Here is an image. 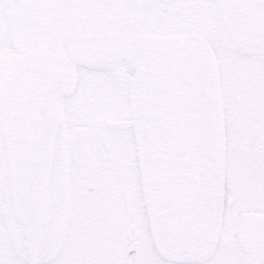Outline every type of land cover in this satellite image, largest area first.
Returning a JSON list of instances; mask_svg holds the SVG:
<instances>
[{
	"label": "water",
	"instance_id": "1",
	"mask_svg": "<svg viewBox=\"0 0 264 264\" xmlns=\"http://www.w3.org/2000/svg\"><path fill=\"white\" fill-rule=\"evenodd\" d=\"M171 2L2 0L14 47L0 52L2 156L30 264L49 259L63 236L61 98L75 88L77 65L122 61L134 69L133 123L155 246L178 262L211 255L224 191L219 70L201 32H160ZM215 4L230 39L264 54V0ZM238 228L247 264H264V212H245Z\"/></svg>",
	"mask_w": 264,
	"mask_h": 264
},
{
	"label": "flooded vegetation",
	"instance_id": "2",
	"mask_svg": "<svg viewBox=\"0 0 264 264\" xmlns=\"http://www.w3.org/2000/svg\"><path fill=\"white\" fill-rule=\"evenodd\" d=\"M169 11L166 27L200 29L216 38L217 29H202L185 5ZM221 40L243 54L246 65L235 69L228 63L220 68L224 207L213 254L201 263H177L161 256L153 244L132 125V68L123 62L108 69L78 66L75 90L62 98L63 236L50 258L38 264H231L235 257L230 254L236 250L247 263L237 238L240 216L249 210L264 211V55L243 52ZM10 48L0 1V51ZM4 177L0 136V254L3 242L10 245V264H29L9 211Z\"/></svg>",
	"mask_w": 264,
	"mask_h": 264
},
{
	"label": "rangeland",
	"instance_id": "3",
	"mask_svg": "<svg viewBox=\"0 0 264 264\" xmlns=\"http://www.w3.org/2000/svg\"><path fill=\"white\" fill-rule=\"evenodd\" d=\"M187 1L188 0H174L171 4L169 10L171 9V11H172V10H174V8L176 6H178L180 4H184ZM169 10H168V12H169ZM168 12H166V13H168ZM221 39H224V36L221 34H218L216 36V38L212 40L213 47L215 49L220 68L225 67L228 63H233V67L235 69H243L246 65V60L244 59L246 57H244L243 54H240V53L236 52L235 50L227 48L226 46H224ZM92 78H93V75H92ZM7 240L9 241L8 236H7ZM1 249H2V252L0 254V264H10L11 261H7V260H13L11 258L10 245L8 247V246H6V243L4 245V243L2 242ZM242 254L243 253L241 250L240 251L236 250V252L234 254L231 253L230 254L231 258L233 256L235 258L232 260L233 262L230 261V263L231 264H244L242 258L239 257V255H242Z\"/></svg>",
	"mask_w": 264,
	"mask_h": 264
},
{
	"label": "bare ground",
	"instance_id": "4",
	"mask_svg": "<svg viewBox=\"0 0 264 264\" xmlns=\"http://www.w3.org/2000/svg\"><path fill=\"white\" fill-rule=\"evenodd\" d=\"M176 2H177V1H176ZM205 3H206V2H205ZM172 11H173V10H172ZM197 11L200 12L201 10L197 9ZM203 11H204V9H203ZM169 12H170V11H169ZM212 14H213V11H207V12H206V15H207V16H211ZM168 16H169V15H168ZM208 19H211V17H208ZM215 19H216V18H215ZM223 101H224V100H223ZM223 105H224V104H223ZM209 256H210V255H209ZM209 256H208V258H209Z\"/></svg>",
	"mask_w": 264,
	"mask_h": 264
}]
</instances>
